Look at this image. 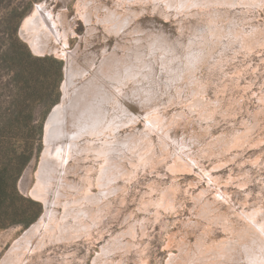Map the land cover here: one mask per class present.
<instances>
[{
    "label": "rangeland",
    "instance_id": "1",
    "mask_svg": "<svg viewBox=\"0 0 264 264\" xmlns=\"http://www.w3.org/2000/svg\"><path fill=\"white\" fill-rule=\"evenodd\" d=\"M111 1L89 0V8L94 13L92 24L96 28L88 33V25L80 14L81 0H0V176L6 185L0 205V264L18 236L44 217L47 205L33 197L31 190L47 148L45 126L55 105L62 101L63 84L67 80V61L58 53L64 41L52 40L45 52H37L23 34V21L39 4L56 14L64 13L61 29L65 26L66 46L76 52L80 68H84L85 63L97 68L107 55L115 51L120 54L119 43L132 47L131 26L146 28V31L153 27L151 31L182 43V48L191 41L199 44L205 33L211 35L209 25L216 24L227 30L242 26L252 32L259 44L249 48L236 41L222 49L220 45L215 46V55L208 56L198 70L204 83V97L215 105L213 112L209 113V118H204L202 112L198 114L185 106L187 115L175 118V123L172 121L169 126L172 142L183 135L202 133L200 142L192 145L194 156H198V145L207 142L208 146L213 139L224 135L239 136V142L230 139L216 154L200 157L202 163L192 170L172 171V157L158 159L157 155L162 157L163 154L156 136L158 154L153 158L158 160L156 165L133 167L129 164L131 170L135 169L134 177L119 180L117 190L105 197L100 218L94 222L88 219L90 230L85 229L81 236L69 240L47 239L40 248L27 250L18 264H94L106 245L116 247L110 254L113 264H193L180 260L185 253L180 244L188 251L189 258H193L201 253L199 250L209 253L215 241L227 237L228 227H237L242 234L248 230L252 219L264 218V2L237 7L194 4L186 10H172L174 14L168 17L155 12L152 0L126 2L118 7V13L121 12L122 17L132 15V19L126 28L115 32L98 20V16L109 13L110 9L105 6L113 8L112 5L118 3V0ZM96 7H99L98 16ZM81 10L84 11L83 7ZM142 50L136 49L139 57L143 55ZM182 51H186L185 47ZM13 57L16 64L11 62ZM160 60L152 73L157 78L154 80L162 82L165 73L162 72L163 59ZM22 65L36 75L30 86L24 77L18 83L16 76ZM85 68L87 75L93 72V68ZM111 88L108 90L114 91ZM178 104L167 106L169 118L173 117L174 110L183 107ZM138 109H134L135 113ZM145 122L141 116L133 130L146 131ZM4 123L13 125L4 127ZM131 127L133 124L129 123L120 132L126 136ZM69 162L75 166L68 170V181L82 187L85 181L81 175L85 172L81 165H90V160L78 162L71 158ZM203 169L210 170L215 181L210 180ZM164 187L174 191L166 205L161 199ZM92 189L99 192L97 186ZM159 198L161 204H158ZM56 208L53 219L63 211L61 206ZM34 215L28 226L22 224L24 218ZM44 219L49 220V217ZM12 220L19 222L8 224ZM130 229L132 233L122 236ZM119 235L128 244L114 243L112 238ZM175 254L180 261L169 263ZM232 257L234 259H223L225 263L220 264H248L245 246L234 250ZM7 263H15V260Z\"/></svg>",
    "mask_w": 264,
    "mask_h": 264
},
{
    "label": "bare ground",
    "instance_id": "2",
    "mask_svg": "<svg viewBox=\"0 0 264 264\" xmlns=\"http://www.w3.org/2000/svg\"><path fill=\"white\" fill-rule=\"evenodd\" d=\"M135 1L137 0H118L117 4L112 5L113 8L107 5L105 8L110 9L111 12L100 18L99 7H96L98 20L112 31H122L130 24L132 15L122 17V13H118V7L126 2ZM152 1L155 12L165 17L173 15L172 10H186L194 4L237 7L263 5L264 2V0ZM82 7L84 11L81 10ZM79 9L90 33L96 26L92 24L94 13L89 8V0H81ZM63 17L64 13L56 14L43 4H39L22 23L25 38L37 52H45L51 46L52 40L64 41L58 53L67 61V80L63 84L62 101L55 105L45 126L44 137L47 148L42 154L36 184L31 190L33 197L47 205L44 217L48 216L49 220L42 217L26 228L18 236L2 264H18L19 258L27 250L40 248L47 239L69 240L81 236L85 229L90 230L89 220L94 222L100 218L106 202L105 197L117 190L119 180L134 177L135 169L131 170L129 164L133 167L150 163L156 165L158 160L153 159L158 154L156 136L160 139L159 147L163 154L162 157L157 155L158 159L167 160L172 157V171L192 170L194 166L202 163L200 157L216 154V150L224 147L230 139L234 142L240 141L239 136L224 135L219 139H213L208 146L207 142H203L202 145L197 146L198 157L194 156L192 145L200 142L199 137L202 133L183 135L182 138H176L172 142L169 126L170 122L175 123V118L187 115L185 106L198 114L202 112L204 115L202 117L209 118V113L213 112L215 105L212 100L207 101L204 97V83L200 80L198 70L208 56L215 55L213 52L215 46L220 45V48L232 46L234 42L239 41L249 48L256 47L259 42L252 32H248L242 26L227 30L225 27L212 24L208 28L211 35L203 34L199 44L194 41L184 44L182 41L186 50L182 51L184 48L182 43L172 42L160 36L161 34L150 30L153 27L146 31V28L137 29V26L133 29L131 26L130 34L134 38L131 40L132 47H129V44L119 43V48L122 49L120 54L115 51L107 55L97 68L92 63H85V67L93 68V72L87 75V68H80L81 64L76 52L66 46L67 30L65 26L61 29L64 24ZM133 42L137 44L134 45ZM137 48H143L144 56L139 57ZM87 59H90L89 56ZM160 59H163L160 64L163 66L162 72L165 73L162 82L154 80L152 73L154 65L159 64ZM157 84L160 86L157 87ZM109 87L114 88V91L108 90ZM165 99L167 102H164ZM172 103L175 105L179 103L183 107L174 110V115L172 114L174 118H169L168 116L171 115L167 111V106ZM135 108H139L136 113ZM141 116L147 121L144 125L146 131L135 132L134 126ZM129 123L133 124L132 130L123 136L120 130ZM71 158L78 162L90 160V165H81L85 172L81 175L85 181L82 187L71 184L67 179L69 168L75 166L70 164ZM203 171L210 180L215 181L210 170L203 169ZM94 186L98 187L99 192L93 191ZM74 189L76 190L72 191ZM162 190L164 196L161 199L165 205L169 204L174 191L166 187ZM160 201L159 198L158 204H161ZM57 206H61L63 211L53 219L51 217L57 213ZM251 218L249 217L250 220ZM128 232L132 233L133 230L125 231L122 236ZM226 232L227 237L219 242L215 241L208 250L209 253L199 250L201 253L193 258H189L188 251H185L180 244L181 251L185 252L184 255L180 258L175 254L169 263H178L180 260L193 264L225 263L223 259H234L232 257L234 250L245 246L248 264H264V218L252 219V224L242 234L233 226L228 227ZM112 240L119 246L128 244L122 241L120 235L113 237ZM115 249L116 247L104 246L103 252L98 254L94 264H113L114 260L110 254ZM14 260L15 263H7Z\"/></svg>",
    "mask_w": 264,
    "mask_h": 264
},
{
    "label": "trees",
    "instance_id": "3",
    "mask_svg": "<svg viewBox=\"0 0 264 264\" xmlns=\"http://www.w3.org/2000/svg\"><path fill=\"white\" fill-rule=\"evenodd\" d=\"M30 56V55H29ZM38 60H44V59H38ZM55 61V60H54ZM12 63H15V58L13 57L12 58V61H11ZM16 64V63H15ZM23 65H25V68H28L26 65V62H24L23 63ZM23 65H22V69L20 68V72H19V74H18V76H16L17 78H19V81H18V83L20 84L21 83V78H25L26 79V82L29 84V86H30V84L33 82V81H35L34 79L36 78V75H35V73L34 72H32V71H27V69H25L24 67H23ZM25 72H28V74L26 75V76H23L24 74H25ZM20 93H23V89H20ZM24 94V93H23ZM4 127H7V126H12L13 124L12 123H4V124H2ZM3 187H6V185H5V183L2 181V178H1V176H0V205H1V202H2V200H3V196H2V191H3ZM31 203H33V204H36V205H39L38 203H35L34 201H31ZM34 218H35V215L34 216H31V217H26V219L24 218L23 220H22V224L24 225V226H28L33 220H34ZM16 222H19L18 220H12V221H10V222H8V224H11V223H16Z\"/></svg>",
    "mask_w": 264,
    "mask_h": 264
}]
</instances>
